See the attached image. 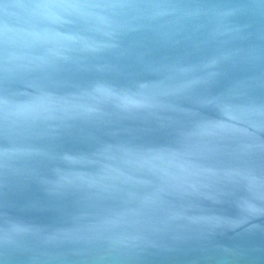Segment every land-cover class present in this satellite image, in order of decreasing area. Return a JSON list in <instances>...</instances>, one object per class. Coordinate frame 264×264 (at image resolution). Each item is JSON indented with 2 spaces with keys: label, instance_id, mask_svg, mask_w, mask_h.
I'll return each instance as SVG.
<instances>
[{
  "label": "water",
  "instance_id": "1",
  "mask_svg": "<svg viewBox=\"0 0 264 264\" xmlns=\"http://www.w3.org/2000/svg\"><path fill=\"white\" fill-rule=\"evenodd\" d=\"M0 264H264V0H0Z\"/></svg>",
  "mask_w": 264,
  "mask_h": 264
}]
</instances>
